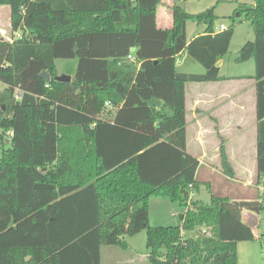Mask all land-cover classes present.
<instances>
[{
	"label": "trees",
	"instance_id": "1",
	"mask_svg": "<svg viewBox=\"0 0 264 264\" xmlns=\"http://www.w3.org/2000/svg\"><path fill=\"white\" fill-rule=\"evenodd\" d=\"M179 1L169 6L171 27L161 28V0H0L11 33L20 32L11 40L0 33V143L8 144L0 153V264H101L102 246L126 249L124 237L142 230L150 264H238L237 243L256 238L241 212L263 211L264 196L232 200L206 183L209 201L193 199L201 184L185 149V84L227 79L216 63L233 26L216 31L213 7L193 14ZM237 11L254 32L237 61L254 63L244 78L255 81L261 179L264 0ZM188 20L205 26L189 42ZM182 51L204 73L178 72ZM58 58H77L69 82L55 80ZM152 98L161 105L149 106ZM221 167L230 174L224 153ZM153 196L178 203L176 223L149 224Z\"/></svg>",
	"mask_w": 264,
	"mask_h": 264
},
{
	"label": "crops",
	"instance_id": "2",
	"mask_svg": "<svg viewBox=\"0 0 264 264\" xmlns=\"http://www.w3.org/2000/svg\"><path fill=\"white\" fill-rule=\"evenodd\" d=\"M8 13L10 17V9ZM166 22L169 20L166 19ZM157 26L171 27V25L163 27L158 24ZM204 29V25H199L197 32L188 36L186 25L187 42L202 34ZM180 55L188 54L182 51L177 57ZM176 61L185 68L186 58H177ZM224 61L225 55L219 57L216 64L219 68V76L227 77V79L185 84V149L199 162L196 180L204 186L208 183L212 194L227 196L232 200H257L264 196V175L258 179L256 169L255 81L244 78L252 76L253 73L247 75L221 73ZM183 70L186 71L178 72L204 73V68L197 71ZM190 142H193V151H189ZM222 153L229 162L230 174L222 171ZM260 183L263 186L260 187ZM197 192L193 193V199H196ZM177 214L176 211L175 216ZM241 219L252 229L256 238L237 243L238 264H264V210L259 213L243 210ZM110 247L112 248H108L105 252L101 251V264H103V258H107L106 254L109 264L118 262L135 264L137 259L134 253L122 258L117 254L118 251L116 252L114 246Z\"/></svg>",
	"mask_w": 264,
	"mask_h": 264
},
{
	"label": "rangeland",
	"instance_id": "3",
	"mask_svg": "<svg viewBox=\"0 0 264 264\" xmlns=\"http://www.w3.org/2000/svg\"><path fill=\"white\" fill-rule=\"evenodd\" d=\"M171 0H161V3L157 6L156 11V21L159 26L167 27L171 25V11L169 9ZM253 3V0H180L179 5L188 13H199L213 7L214 13L217 19L214 22V28H219L220 25H225L226 28L229 25L233 26V34L229 44L228 52L225 55L224 65L222 67L221 73L225 75H247L249 73H254V63L252 60L245 62L237 61V53L240 47L246 41L254 40V32L252 29L251 22L244 19V14L240 16L237 15V7L240 4L250 5ZM9 6L0 5V33L3 39L11 40L13 37H18L19 34H12L10 31V26L8 25L9 21ZM230 16H233L231 20ZM166 19L169 22H166ZM187 25V35L190 36L192 33H196L199 25L194 21L188 20ZM178 59L186 58L185 68L180 66V62L176 61L177 71H186L183 69H188L190 71L203 70V67L200 63L194 60L188 55H180ZM77 65V58H58L55 60V66L58 75L64 74L70 77L74 76L75 69ZM187 67V68H186ZM3 86L0 85V88ZM8 144L5 143L2 145L0 143V153L3 148H7ZM193 148V142L189 144V151ZM193 151V150H192ZM264 180V176H263ZM260 187L263 186L262 183L259 184ZM196 199L203 200L204 202L209 201V193L206 188L201 184L198 188ZM149 224L150 225H166L176 223L175 213L181 211V207L178 203L170 202L167 199L151 197L149 200ZM171 211L173 212L171 214ZM174 214V215H173ZM197 231L183 232L184 237L194 236ZM127 248L121 249L119 247L115 248L117 254L120 257L125 258L130 256L131 253H134L136 256L135 264H150L147 255L148 251L146 248V231L142 230L134 235L124 237ZM110 246H102L101 251L105 252ZM103 258V264H109V258ZM124 261V260H122ZM116 264H120L119 262ZM129 264V263H128ZM133 264V263H132Z\"/></svg>",
	"mask_w": 264,
	"mask_h": 264
},
{
	"label": "water",
	"instance_id": "4",
	"mask_svg": "<svg viewBox=\"0 0 264 264\" xmlns=\"http://www.w3.org/2000/svg\"><path fill=\"white\" fill-rule=\"evenodd\" d=\"M131 52L135 51V48H131L130 49ZM40 77L44 78L45 81H49L50 80V76L49 74H47L45 71H42L40 73ZM55 80L59 81V82H69L71 80L70 76L64 75V74H60V75H56L55 76ZM149 106H155V107H159L161 105V101L155 98H152L148 101H145Z\"/></svg>",
	"mask_w": 264,
	"mask_h": 264
},
{
	"label": "built area",
	"instance_id": "5",
	"mask_svg": "<svg viewBox=\"0 0 264 264\" xmlns=\"http://www.w3.org/2000/svg\"><path fill=\"white\" fill-rule=\"evenodd\" d=\"M226 29V26L225 25H220V27L218 29H215L216 31H223ZM128 60L130 61H133L134 60V57L132 55H128L127 56ZM20 95H21V91L17 88L14 90V97L16 99L20 98ZM205 231V230H203Z\"/></svg>",
	"mask_w": 264,
	"mask_h": 264
}]
</instances>
